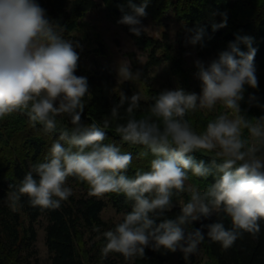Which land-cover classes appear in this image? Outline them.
<instances>
[{
    "label": "clouds",
    "instance_id": "obj_1",
    "mask_svg": "<svg viewBox=\"0 0 264 264\" xmlns=\"http://www.w3.org/2000/svg\"><path fill=\"white\" fill-rule=\"evenodd\" d=\"M148 3L143 0L136 6L130 0L132 14H124L118 23L140 36L145 30L140 18L147 15ZM224 26L226 19L213 25V31ZM188 31L192 33L188 43L202 42L203 27ZM62 33L63 28L50 24L35 0H0V119L24 112L34 125L58 134L43 162L34 163L18 185H9L13 189L8 194L9 207L16 210L21 197L27 196L33 207L59 209L73 194L66 186L69 177L87 183L93 196L123 194L131 210L114 228L103 232L106 243L101 251L105 256L119 253L125 260L144 258L149 247L179 250L188 257L206 237L225 250L245 233L257 238L264 221V115L249 119L240 107L245 86L258 87L257 49L252 38L237 35L207 65L195 61L200 94L179 87L164 89L152 97L147 112L137 117L141 95L137 92L129 97L121 91L110 109V119L84 123L89 86L86 77L75 75L80 45ZM141 75L128 60L119 62L117 76L123 81ZM121 108H125L124 116ZM197 109L218 112L201 132L187 118ZM60 116H67L71 127L59 126ZM120 120L125 122L116 123L115 133L122 142L142 145L154 157L148 170L138 169L129 176L132 154L122 152L115 143H104L106 130ZM197 152L212 154L211 162L198 161L193 155ZM190 173L213 179L201 192L186 184ZM184 193L190 198L181 200L179 213L168 218L166 213L176 206L173 197ZM220 213L230 219V228L222 220L193 227L194 222Z\"/></svg>",
    "mask_w": 264,
    "mask_h": 264
},
{
    "label": "trees",
    "instance_id": "obj_2",
    "mask_svg": "<svg viewBox=\"0 0 264 264\" xmlns=\"http://www.w3.org/2000/svg\"><path fill=\"white\" fill-rule=\"evenodd\" d=\"M175 7L176 17L187 24L200 25L213 34L214 42L219 41L221 51L228 48L230 42L235 41L237 35L252 38V46L257 49L254 64L258 87L252 91L264 101V0H177ZM45 10V18L52 25L63 28V36H68L76 29L77 19L87 11L97 6L95 0H35ZM109 12L119 20L125 11L111 8L108 0H102ZM224 29L212 30L215 22H224ZM123 25L125 33L134 41L139 49H148V55L143 67L142 80L146 81L147 69L158 66L168 59L165 55H158L162 47L159 40L149 37L144 32L136 36L129 31L128 25ZM163 38L166 35L163 34ZM216 48V46H214ZM242 51H247V46L240 44ZM87 78L89 94L84 97L85 108L82 113L84 123H102L110 119V109L119 101L121 91L127 96L134 94L129 83L123 81L119 90H115L116 80L113 73L102 65H94L91 72L78 75ZM152 103V97L141 100V108L137 117L147 112ZM127 105H125V108ZM125 108L120 109L121 116L125 115ZM189 119V115L187 116ZM124 120L113 121L107 129V139L104 143H115L122 152L132 154V163L128 175H134L136 170H148L150 161L154 158L150 151L142 145H133L122 142L121 137L115 133L116 123ZM59 126L70 127L59 121ZM58 138L57 133H47L42 125L33 124L24 112L12 113L0 119V264H39L37 251L34 246L38 219L43 217L44 243L48 251L46 264H85L79 254L75 243L78 235L88 232L92 235H102L101 241L106 243L103 232L114 228L115 223L101 219L100 213L106 203L123 215L131 210V203L125 202L123 194L108 193L103 198L89 194V186L75 177L68 181L79 184L83 192L71 195L68 200L61 202L59 209H41L31 206L27 196L21 197L16 210L9 207L8 194L13 189L9 185H18L30 171L31 166L43 162L52 143ZM141 153H147L141 156ZM195 158L204 160L209 164L210 157L200 152L193 153ZM206 188L212 182V177L207 179L196 177ZM179 205L171 212L166 213L168 218H174L179 213ZM222 220L226 228L231 227V221L223 213L214 214L210 219L194 222L193 227L199 228L201 223L207 224ZM191 225L188 230H191ZM99 228V231H95ZM206 232V229H205ZM209 264H264V221H261V232L257 238L245 233L234 245L225 250L217 242H212L207 237L199 244ZM171 252L163 249L154 251L151 247L145 249L144 258L125 260L123 255L110 252L106 264H165ZM185 264V263H178Z\"/></svg>",
    "mask_w": 264,
    "mask_h": 264
},
{
    "label": "rangeland",
    "instance_id": "obj_3",
    "mask_svg": "<svg viewBox=\"0 0 264 264\" xmlns=\"http://www.w3.org/2000/svg\"><path fill=\"white\" fill-rule=\"evenodd\" d=\"M97 6L87 11L82 17L77 19L76 29L64 38L71 39L79 43L76 51L79 54L78 75H84L94 68V65H102L110 70L116 80L115 90H119V85L123 80L117 76V67L123 59L131 63L132 70L143 71L147 59L148 49H139L134 41L125 33L123 25L119 24V19L111 14L102 0H95ZM132 4L140 6L143 0H131ZM177 0H149L146 8L147 15L141 17L144 33L162 43V47L157 51L158 55H165L168 59L158 66L147 69L145 80L140 76L139 79L126 81L133 88L134 93H139L142 99L154 97L164 89L174 90L183 88L188 92L200 94L201 82L196 77L195 61L200 60L207 65L213 59H216L221 52L219 41L214 42L213 34L206 30L201 43L192 45L188 43V38L192 35L188 30L196 29L202 26L187 24L179 21L176 17L175 7ZM111 8L123 9L128 14H132L130 0H108ZM222 22H215L213 25H220ZM219 27L217 29H224ZM216 29V30H217ZM163 34L166 38H163ZM216 46V48L214 47ZM244 99L240 102L241 112L246 118L260 117L264 115V101L261 96H256L251 87L245 86ZM250 97L255 99L250 100ZM219 108V106H218ZM218 114L217 110L209 112L207 110L197 109L194 113H189V120L197 132L206 128L207 122ZM58 121L64 122L71 127L67 116H60ZM245 131V137H247ZM210 156L212 154H203ZM186 184L196 186L201 192L205 187L198 182L195 176L189 174V180ZM66 186L72 189V195H78L83 192L81 185L74 184L67 180ZM101 198L104 199L102 196ZM187 193L180 197H173V203L179 205L180 201L187 202L189 199ZM122 213H117L109 203L100 213L102 220L115 223L121 219ZM46 221L43 217L39 218L36 227V239L34 242L37 251L39 264H46L48 261V251L44 243V226ZM100 234L92 235L91 232H84L76 238V245L79 254L85 261V264H106L108 254L105 256L101 249L103 247ZM209 264L208 260L198 248L194 254L185 257L182 252L177 250L171 252L165 264Z\"/></svg>",
    "mask_w": 264,
    "mask_h": 264
}]
</instances>
